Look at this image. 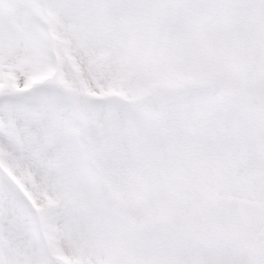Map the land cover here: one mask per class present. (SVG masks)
<instances>
[{"label":"snow or ice","instance_id":"6c2138e0","mask_svg":"<svg viewBox=\"0 0 264 264\" xmlns=\"http://www.w3.org/2000/svg\"><path fill=\"white\" fill-rule=\"evenodd\" d=\"M0 264H264V0H0Z\"/></svg>","mask_w":264,"mask_h":264}]
</instances>
